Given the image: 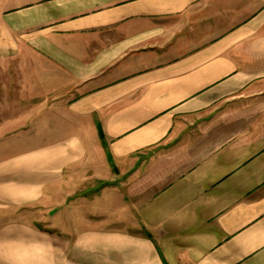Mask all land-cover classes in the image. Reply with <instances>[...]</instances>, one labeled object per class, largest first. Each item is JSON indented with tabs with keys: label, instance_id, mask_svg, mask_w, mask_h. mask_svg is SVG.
I'll list each match as a JSON object with an SVG mask.
<instances>
[{
	"label": "crops",
	"instance_id": "crops-1",
	"mask_svg": "<svg viewBox=\"0 0 264 264\" xmlns=\"http://www.w3.org/2000/svg\"><path fill=\"white\" fill-rule=\"evenodd\" d=\"M15 83L0 264H264V0H0Z\"/></svg>",
	"mask_w": 264,
	"mask_h": 264
},
{
	"label": "rangeland",
	"instance_id": "rangeland-1",
	"mask_svg": "<svg viewBox=\"0 0 264 264\" xmlns=\"http://www.w3.org/2000/svg\"><path fill=\"white\" fill-rule=\"evenodd\" d=\"M5 72V70H2ZM5 84V81L3 82ZM12 83V82H11ZM20 83V82H19ZM0 84V114H6L8 112H17L18 114L21 113L23 108H31L32 105L36 102H27L24 101L21 97V85H16L14 87L15 90H10L8 92L9 96L7 97V92L5 90V85ZM8 119L7 117H1L0 121Z\"/></svg>",
	"mask_w": 264,
	"mask_h": 264
}]
</instances>
